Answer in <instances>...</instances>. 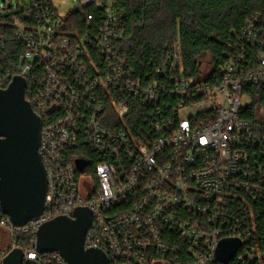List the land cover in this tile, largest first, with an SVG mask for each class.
I'll return each instance as SVG.
<instances>
[{
	"label": "built area",
	"instance_id": "built-area-1",
	"mask_svg": "<svg viewBox=\"0 0 264 264\" xmlns=\"http://www.w3.org/2000/svg\"><path fill=\"white\" fill-rule=\"evenodd\" d=\"M74 2L63 14L54 0H30L12 21L25 48L16 76L42 120L48 196L43 214L21 227L0 205V228L10 237L0 264L21 248L19 235L31 238L24 261L68 264L39 253L37 233L79 209L91 211L85 249L101 250L109 264H221L224 239L242 243L228 264H264V240L254 237L264 136L242 118L251 104L245 88L264 84L258 16L199 76L186 70L179 44L155 73L139 76L116 50L118 0ZM4 50L0 41V61ZM14 77L0 63V89ZM136 105L144 113L137 132ZM78 160L86 163L81 171Z\"/></svg>",
	"mask_w": 264,
	"mask_h": 264
},
{
	"label": "trees",
	"instance_id": "trees-1",
	"mask_svg": "<svg viewBox=\"0 0 264 264\" xmlns=\"http://www.w3.org/2000/svg\"><path fill=\"white\" fill-rule=\"evenodd\" d=\"M22 8L18 5L13 10L10 4L0 8V11H14L0 15V41L5 45L0 63L11 76L18 74L25 50L12 24ZM118 14V28L123 38L116 44V50L125 66L139 76L155 73L173 44H179L186 70L199 76L205 62L216 66L223 59L224 53L230 50L229 45H234L250 19L258 16L264 28V0H118ZM79 24L85 26L83 20ZM245 93L251 104L242 118L252 123L257 134L264 136V84L246 87ZM131 113L137 132L144 125V113L137 105ZM81 154L77 156L82 158L84 154ZM258 211L254 237L261 242L264 204ZM30 239L25 235L17 237L22 249L27 248Z\"/></svg>",
	"mask_w": 264,
	"mask_h": 264
},
{
	"label": "water",
	"instance_id": "water-1",
	"mask_svg": "<svg viewBox=\"0 0 264 264\" xmlns=\"http://www.w3.org/2000/svg\"><path fill=\"white\" fill-rule=\"evenodd\" d=\"M4 2V0H2ZM42 120L25 98V81L15 76L7 89H0V205L16 227L39 218L48 196V181L41 154ZM81 171L86 166L76 162ZM91 211L79 209L75 219L57 218L37 233L39 253H58L68 264H109L99 249L84 247L91 225ZM242 247L238 239H224L216 252L221 264L230 263ZM2 264H36L24 261V250L10 251Z\"/></svg>",
	"mask_w": 264,
	"mask_h": 264
},
{
	"label": "rangeland",
	"instance_id": "rangeland-1",
	"mask_svg": "<svg viewBox=\"0 0 264 264\" xmlns=\"http://www.w3.org/2000/svg\"><path fill=\"white\" fill-rule=\"evenodd\" d=\"M29 3H30V0H5V2L0 0V8L4 9L5 5L6 7H8V5L10 4L12 5L13 10H16L18 9V5H20V7H23L24 4H29ZM54 4L59 9V11L63 14L67 10L73 9L75 6L74 0H54ZM12 12L14 11H0V15L5 16ZM208 66H209L208 62H205L204 65L202 66V70L207 71L209 68ZM9 242H10V237L8 233L5 230L0 228V250L3 251L4 249H6Z\"/></svg>",
	"mask_w": 264,
	"mask_h": 264
}]
</instances>
